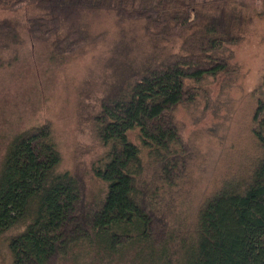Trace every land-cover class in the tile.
I'll use <instances>...</instances> for the list:
<instances>
[{"label":"trees","instance_id":"trees-1","mask_svg":"<svg viewBox=\"0 0 264 264\" xmlns=\"http://www.w3.org/2000/svg\"><path fill=\"white\" fill-rule=\"evenodd\" d=\"M243 6L233 0H0L1 9L21 15L0 18V60L17 55L26 39L45 40L54 57L99 44L109 32L91 30L95 14H110L119 27L110 52L120 79L94 114L103 152L92 172L105 183L102 195L86 202L80 178L62 166L49 123L3 139L0 236L15 231L8 238L12 264H264L263 95L252 130L263 154L250 171L225 179L193 217L175 211L171 200L183 154L175 110L196 98L206 78L230 71L229 47L242 39L247 22ZM137 27L153 43L140 61L128 45Z\"/></svg>","mask_w":264,"mask_h":264},{"label":"rangeland","instance_id":"rangeland-1","mask_svg":"<svg viewBox=\"0 0 264 264\" xmlns=\"http://www.w3.org/2000/svg\"><path fill=\"white\" fill-rule=\"evenodd\" d=\"M233 1L243 3L247 22L242 39L229 47L233 55L230 71L206 78L197 86L196 98L175 110L183 154L171 200L175 211L191 217L225 179L247 174L263 154L252 130L258 96H264V0ZM15 14L0 8V18L21 16ZM89 24L92 31L109 33L99 44L90 42L85 50L54 57L45 40L26 39L17 55L9 52L0 60V157L3 139L12 132L49 123L63 155V168L77 174L86 202H93L105 191V183L92 172L94 160L103 152L94 114L100 98L120 79L118 62L110 52L119 27L110 14H95ZM136 32L128 45L134 49V61H140L153 43L140 27ZM161 46L170 49L172 45L163 42ZM14 232L0 236V264H12L8 238Z\"/></svg>","mask_w":264,"mask_h":264}]
</instances>
